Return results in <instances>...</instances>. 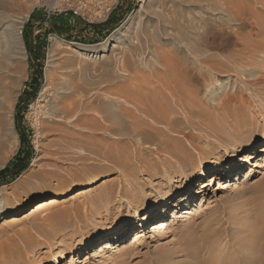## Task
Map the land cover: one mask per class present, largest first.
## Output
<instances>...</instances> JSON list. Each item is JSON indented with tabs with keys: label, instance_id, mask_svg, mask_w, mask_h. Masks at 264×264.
Returning <instances> with one entry per match:
<instances>
[{
	"label": "rangeland",
	"instance_id": "1",
	"mask_svg": "<svg viewBox=\"0 0 264 264\" xmlns=\"http://www.w3.org/2000/svg\"><path fill=\"white\" fill-rule=\"evenodd\" d=\"M51 1L0 0V59L4 61L0 60V66L3 65L0 72L6 75L3 82L12 81L14 88L9 110L0 107L5 115L0 113V120L4 118L1 121L4 125L0 122V140L4 141H0V170L9 166L0 182V206L9 210L8 215L0 218V264H49L64 244L108 235L103 229L106 213L119 224L127 216L132 219L124 241L120 242V250L113 248L96 253L100 245L87 247L79 254L81 259L72 255L60 264L77 261L76 264H148L159 254L176 247L187 233L203 228L207 221L249 211V205L225 211L223 207L239 200L250 202L252 195L248 193L237 201L232 199L237 192L260 185L264 177V153L260 151L264 147V65L237 64L235 72L209 73L206 68H199L201 55L213 53L215 58L227 61V53L209 50L207 44L211 41L206 43L207 35L202 36L203 20L209 23L215 12L188 9L183 0H73L85 14L76 16L84 25L79 27L81 30L61 38L52 34L50 27L28 25L33 13L47 15ZM90 13L94 16L89 17ZM129 18L132 19L128 25L119 29ZM93 27L94 32L87 31ZM115 34L118 39L107 52L86 59L76 55L68 45L100 48ZM11 35L17 37L16 44L9 41ZM32 42L36 44L35 52ZM54 44L57 50L53 54ZM179 60L193 69V76H189L193 84L182 85L184 91L196 83V78L200 83L201 90L189 105H184L187 100L182 94L181 100L173 101L176 92L172 90L171 65ZM133 76L139 88L151 87L162 92L159 98L162 109L175 121L146 122L143 124L148 131L146 136L116 135L95 159L74 165L63 173L62 187L54 179L36 177L42 164L48 162L47 151L56 148L48 147L56 138L51 134L39 135L37 124L44 113H49L46 109L56 105L55 99L69 93L73 86L131 87ZM256 76L259 81L255 80ZM3 82V86L7 85ZM161 84H167L168 88ZM44 87L47 90L42 94ZM235 93H242L247 100L228 103L226 96ZM127 107L125 112L134 108ZM114 109L123 111L118 106ZM127 113L123 115L133 119ZM138 115L143 117L142 113ZM238 146L241 152L235 170L222 173V169L211 170V166L206 179L197 180L199 164L205 157L219 154L222 164L225 154ZM248 155L252 157L247 161ZM14 161L27 162L26 169L16 176L17 168H12ZM93 177H100L101 181L79 188L82 182ZM187 190H190V202L185 208H173L175 202L170 201L173 204L163 207L165 212L156 220H148L147 214L139 222L141 207L125 215L128 210L125 199L144 203L161 194L182 195ZM84 213H92L93 219L87 225L75 224ZM44 242L48 244L45 248L30 255L25 253L31 246Z\"/></svg>",
	"mask_w": 264,
	"mask_h": 264
},
{
	"label": "bare ground",
	"instance_id": "2",
	"mask_svg": "<svg viewBox=\"0 0 264 264\" xmlns=\"http://www.w3.org/2000/svg\"><path fill=\"white\" fill-rule=\"evenodd\" d=\"M208 1L212 0H183L187 8L199 9V11H205L206 13H208L207 11L215 12V14H213V19L210 20L211 24H209L210 22L207 23L208 20H203L202 36L207 35L206 43L211 41L207 44L209 50L224 51L227 53L225 58L227 61L225 62L215 58L213 53L205 54L201 55L200 60L198 59L200 63L199 68H206L209 73L213 71L235 72L238 71L237 64L256 62V65H264V0H214L216 3L207 4ZM131 19L132 18H129L128 21L124 22L119 29L125 28ZM200 21H202V19ZM212 22H214V26H217L214 27ZM117 36L118 35L115 34L107 38L106 43L100 48H86L74 43H69L68 45L73 47L76 55L82 59H86V57H92L98 53L107 52L109 46L118 39ZM9 41L16 44L17 37L11 35ZM56 45L54 44L52 48L50 47L52 53L56 52ZM0 60L2 61V59ZM3 62L4 61L1 63ZM202 65H204V67ZM171 66L173 69L170 76L174 86L172 90L174 93H178L177 95L175 93V99L173 101H179L182 95H185L183 98L187 100V103H184V105L192 104L197 98L199 90H201L199 87L200 83L198 82L199 79L196 78L194 80L196 83L191 87L188 86L189 89L184 91L182 85L185 86L188 82L190 84L191 79L189 76L192 74L193 69L186 66V64L180 60L173 61V65ZM2 68L3 65L0 66V71H2ZM249 71L253 72L251 69ZM135 76L137 77L139 74L137 75L136 73ZM135 76H133V79L132 77L130 78L132 81H130L131 87L129 86L126 88V86H122L121 88L115 89L112 85V87L105 86L103 89H96L92 87H81V85L73 86L71 87L73 89H71L69 93H64L62 97L57 100L55 99L56 105L51 106V108H49L50 110L46 109L49 113H44L43 115L45 116L38 120L37 124L39 127V135L46 137L51 134L56 138L54 142H49L51 144H48L49 148H56L47 151L46 157L48 162L42 164L41 170L36 174V177L41 180L54 179L62 187L64 183L63 173H67L73 169V167H75L74 165H82L90 159H95L101 150L105 148L104 146H107L106 144L108 142L118 137L116 135L131 134L146 136L148 131L143 127V124L146 125V122L153 124L167 122L170 124L175 121H171V119L166 116V111L162 109L163 105L159 99L161 98L162 92L152 89L151 87L139 88V86L134 84V82L137 83ZM257 76L261 78L259 75ZM257 76L255 78H257ZM5 77L6 75L4 76L2 72H0V88L3 86L2 82L6 79ZM139 78L142 79L141 77ZM258 78L255 80L259 81ZM255 82V85L259 84ZM3 83L7 84L5 82ZM244 83L246 84V82ZM164 85L165 84H161V87ZM4 86V101L2 103L0 102V107L2 106V109L9 110L14 91L13 83L11 81L10 84ZM165 86L167 87V84ZM157 88L160 89V86ZM181 89H183V93ZM46 90L47 88L44 87L42 94H45ZM164 90L167 89L164 88ZM0 94H2V92ZM169 94H171V91ZM173 94L171 95L173 96ZM172 98H174V96ZM226 100L229 103L232 101L245 102L247 99L242 93H235L232 96H226ZM247 103L249 102L247 101ZM115 106H118L120 109L122 108L124 113H121L123 112L121 110L120 112L116 111L114 109ZM127 106H133L134 108L133 110L130 109L131 107L129 108L132 110L131 112L127 109V113L125 112V109L128 108ZM182 110L184 111V109ZM1 112L4 115L3 110ZM125 113H127V115L129 113V115H133V119H129L123 115ZM138 113H142L143 117L142 115H138ZM2 114L0 116H2ZM2 120L4 121V118L1 119L0 122ZM1 123L3 124V122ZM109 151L112 153L111 149ZM260 151L264 153V147L261 148ZM240 152L241 149L239 146L233 148L231 152L225 154L222 164L219 163L221 159L219 154L205 157L199 164L197 180L206 179L211 166V170L217 171L222 169V173L235 170L237 168L236 160ZM251 157V155H248L247 161L251 159ZM1 163L2 160H0V164ZM45 166L50 167V169H44ZM246 177L247 174L244 178ZM214 179L216 181L217 177ZM100 181V177L89 178L82 182L79 188L84 189L91 187ZM261 181L260 185H253L244 191L237 192L235 198L232 199L233 202L237 201L248 193L252 195L250 198L252 200L250 202L248 199L246 201L239 200L234 204L230 203L223 207L225 211L227 208L231 210L235 207L245 208L246 205H249L251 207L249 211H242L243 213L241 215L235 214L226 219L224 218L225 216H220L219 218L216 217L207 221L203 228L193 233H187L180 239L176 247L164 254H159L151 259V262L149 261L148 264H264V177L261 178ZM189 195L190 190L183 192L182 195H176V192H171L161 194L158 198L144 203H140L137 200L129 201L125 199L124 203L127 204L128 209L125 215H131L133 210L141 207L140 213H142V215L137 216L138 221L141 222L145 220L147 217L145 215L147 214H149L148 220L150 219L153 221L165 212L163 207H168L170 201L175 202L172 206L173 208L186 207L187 203L189 204L190 202ZM172 204L173 203L170 205ZM8 213L9 210L6 207L0 206V218L5 217ZM89 214H82L79 217V221H76L75 224L87 225L89 221L93 219L92 213ZM224 215H226V212H224ZM104 217L103 229L104 232L109 233L108 235H98L86 242L77 243L75 241L70 244H64L58 249L57 258L49 264H60L65 261L67 257L72 255L73 257H75V255L80 256L79 254L87 247H96L100 245L95 251L96 253L113 248L120 250V242L124 241V236L127 234L126 232L132 219H130V216H127L123 223L119 224L112 220L108 213H106ZM112 241L113 244H111ZM46 246H48V244L45 242L37 244L36 246L33 245L26 249L25 253L30 255ZM81 258L80 256L79 259ZM178 258H182V260ZM176 259L179 261H176ZM77 262H75V264Z\"/></svg>",
	"mask_w": 264,
	"mask_h": 264
},
{
	"label": "crops",
	"instance_id": "3",
	"mask_svg": "<svg viewBox=\"0 0 264 264\" xmlns=\"http://www.w3.org/2000/svg\"><path fill=\"white\" fill-rule=\"evenodd\" d=\"M82 23L83 22L82 20H80V18L70 13L69 14L65 13V14L57 15V16H47L45 14H42L41 12H38V13L36 12L30 16V19L28 21V25L30 26H35V27L45 28V29L47 27L48 28L50 27L52 34L56 35L57 37H61V38L65 34H71L74 31L77 32L81 30L79 27L81 26ZM95 29L96 28L93 27L92 30L89 29L87 31L94 32ZM85 31L86 30H84L82 33H84ZM32 44H33L32 45L33 52H35L36 44L34 42H32Z\"/></svg>",
	"mask_w": 264,
	"mask_h": 264
},
{
	"label": "built area",
	"instance_id": "4",
	"mask_svg": "<svg viewBox=\"0 0 264 264\" xmlns=\"http://www.w3.org/2000/svg\"><path fill=\"white\" fill-rule=\"evenodd\" d=\"M71 12L74 16H85L82 9L74 3L73 0H52L47 8L46 14ZM89 17H93L94 13H90ZM49 39H51L49 37Z\"/></svg>",
	"mask_w": 264,
	"mask_h": 264
},
{
	"label": "trees",
	"instance_id": "5",
	"mask_svg": "<svg viewBox=\"0 0 264 264\" xmlns=\"http://www.w3.org/2000/svg\"><path fill=\"white\" fill-rule=\"evenodd\" d=\"M20 137H22V136H20ZM21 141H22V138H21ZM16 160H17V159H16ZM16 160H15V161H16ZM15 161H14L15 164L12 166V168H17V170H16L14 176L20 174V173H21L22 171H24V170L26 169V167H27V162H26V163H22L21 161H19V162L17 163V162H15ZM8 167H9V166H7V167H5L4 169L0 170V182H1V179H2V177H3V175H4V173H6V171L8 170Z\"/></svg>",
	"mask_w": 264,
	"mask_h": 264
}]
</instances>
